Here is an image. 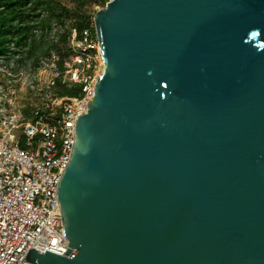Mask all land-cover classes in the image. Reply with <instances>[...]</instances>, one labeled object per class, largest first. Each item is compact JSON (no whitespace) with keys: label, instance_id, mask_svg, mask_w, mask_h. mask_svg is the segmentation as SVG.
<instances>
[{"label":"water","instance_id":"1","mask_svg":"<svg viewBox=\"0 0 264 264\" xmlns=\"http://www.w3.org/2000/svg\"><path fill=\"white\" fill-rule=\"evenodd\" d=\"M105 68L36 264H264V0H110Z\"/></svg>","mask_w":264,"mask_h":264},{"label":"built area","instance_id":"2","mask_svg":"<svg viewBox=\"0 0 264 264\" xmlns=\"http://www.w3.org/2000/svg\"><path fill=\"white\" fill-rule=\"evenodd\" d=\"M0 57V264H36L31 249L63 255L58 188L71 161L76 123L88 111L105 68L92 21L72 29L67 55L52 51L38 66L14 73ZM19 76V79H15ZM39 98L22 104L24 88ZM58 87L71 94H59Z\"/></svg>","mask_w":264,"mask_h":264},{"label":"trees","instance_id":"3","mask_svg":"<svg viewBox=\"0 0 264 264\" xmlns=\"http://www.w3.org/2000/svg\"><path fill=\"white\" fill-rule=\"evenodd\" d=\"M109 1L95 2L105 7ZM91 3L93 0H0V57H15L27 51L33 57L31 68L35 69L41 56L60 50L54 41L46 42L53 22L57 31L62 28L65 33L59 43L66 41L72 29L82 30L92 22Z\"/></svg>","mask_w":264,"mask_h":264},{"label":"rangeland","instance_id":"4","mask_svg":"<svg viewBox=\"0 0 264 264\" xmlns=\"http://www.w3.org/2000/svg\"><path fill=\"white\" fill-rule=\"evenodd\" d=\"M96 0H93V3H91L90 5H88L89 7V13L93 16L92 21H94V16L96 14L97 11H99L100 9H102V5L99 2H95ZM56 23L53 22V30L51 32H49L48 34H46V42L49 44L56 43L59 44V48L60 50H53L55 52L60 53L61 57L63 58L64 56L67 55L68 52V47H69V38H67L66 41H63L61 43L60 39L61 36L64 35V31L62 28H59L60 31H57L56 28ZM45 46H43L41 49H44ZM42 57V56H41ZM5 62H7L9 65L13 66V70L14 73L17 75H20V72H24L26 73V71H29L31 69V66L33 65V57L30 58L29 57V53L27 51H25L23 54H20L18 56L15 57H7V59H5ZM15 79H19V76H17ZM6 76L4 74L0 75V81H6ZM59 90V94H71L69 93L65 88L63 87H58ZM38 91H36V93L32 90H30L29 88H24L21 92V101L22 104H25L26 106H28V103L30 102V100L39 98V94L37 93Z\"/></svg>","mask_w":264,"mask_h":264}]
</instances>
